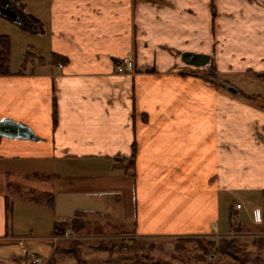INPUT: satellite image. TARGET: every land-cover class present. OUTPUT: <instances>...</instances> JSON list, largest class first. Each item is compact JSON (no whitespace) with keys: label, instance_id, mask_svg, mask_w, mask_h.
Wrapping results in <instances>:
<instances>
[{"label":"crops","instance_id":"crops-1","mask_svg":"<svg viewBox=\"0 0 264 264\" xmlns=\"http://www.w3.org/2000/svg\"><path fill=\"white\" fill-rule=\"evenodd\" d=\"M21 3L41 25L20 29L34 35L41 55L25 52L13 67L11 38L0 30L10 39L0 120L36 139L0 136V239L44 238L52 253L51 235L13 234L7 212L12 199L32 204L34 182L49 173L58 181L97 179L101 193L118 201L121 193L128 198L131 179L132 226L124 228V215L112 229L134 237L264 239L263 0ZM185 53L207 56V64L188 65ZM126 58L131 69L118 72ZM133 144L128 176L122 169ZM71 209L84 219L83 208Z\"/></svg>","mask_w":264,"mask_h":264},{"label":"rangeland","instance_id":"rangeland-1","mask_svg":"<svg viewBox=\"0 0 264 264\" xmlns=\"http://www.w3.org/2000/svg\"><path fill=\"white\" fill-rule=\"evenodd\" d=\"M27 9L33 11L30 5ZM20 29L14 23L0 16V30L11 38L14 54L13 67L23 61L25 52L38 56L40 54L33 47L34 35L26 34ZM229 80L239 88L242 86L234 79ZM258 91L264 95V84L259 85ZM43 176L34 182L37 186L34 185L33 188L32 197L35 201L32 204L28 205V201H23V198L12 199V205L9 206L7 212L8 222L10 225H15L18 230L13 234L40 237L51 235L54 222L69 221L72 218L71 207L85 210L86 224L81 232L75 233L78 239H62L54 243L49 238L56 245L53 244L54 248L57 249L55 253L53 250L49 256L51 243L44 238L20 242L0 239V264H13V260L24 257V250L36 253L43 259L47 258L46 264H264V239L261 238V241L258 236L251 239L234 240L239 247L237 254L239 256L231 258L217 253L218 241L223 238L201 239L203 241L201 243L207 245L206 250H203L202 245L195 241L180 242L175 248L179 238L134 237L132 231L112 229L114 226L118 227L120 223L117 221L124 215L128 219L124 221L126 223L124 228L129 229L132 226V194L131 179L129 178L128 198L121 193L122 199L118 201L114 194L106 196L101 193L102 190L98 188L100 185L97 179L95 182H91L89 179L72 182L68 177H63L60 181L52 179L51 173L48 176ZM84 186L90 187L91 191L84 189ZM47 191L53 193L52 206L47 204L44 195V192ZM17 199L20 200V204L16 203ZM55 208L57 212H54ZM97 208L103 209L102 212H96ZM244 209L247 210L246 204ZM237 219L242 223L250 221L240 214ZM224 221L228 226L229 219L225 214ZM261 226L264 231V224ZM10 233L8 231V234ZM73 240H76L77 243L71 247ZM211 240L214 241V245L210 248L207 242ZM212 252H215L216 255L211 258L208 254Z\"/></svg>","mask_w":264,"mask_h":264},{"label":"trees","instance_id":"trees-1","mask_svg":"<svg viewBox=\"0 0 264 264\" xmlns=\"http://www.w3.org/2000/svg\"><path fill=\"white\" fill-rule=\"evenodd\" d=\"M28 55H26L25 60ZM9 61H10V39L6 35H0V75H6L10 73L9 69ZM54 115V114H53ZM54 121V116H53ZM134 157H135V145H132V152L130 157L127 159L128 163L123 167L122 171L124 174L128 176H132L134 173L133 164H134ZM45 198L47 200V204L51 205L53 204V195L51 193L46 192ZM85 225L84 219H83V213L79 210H75L73 213L72 218L69 221H61L56 222L53 225L52 234H62L65 229L70 228V230L74 233H79L81 230H83ZM180 240L175 245V248L178 247L180 242H192L195 241L202 245V249L206 250V246L203 245V242L199 238H179ZM77 243L76 240L71 241V247H74V245ZM219 243V244H218ZM217 253L224 254L228 257L238 256L239 247L235 244L234 238H223L218 241ZM207 244L210 246V248L214 245V241H208ZM209 249V248H208ZM207 249V250H208ZM55 249L53 253H55ZM234 258V257H233ZM240 258V257H239Z\"/></svg>","mask_w":264,"mask_h":264},{"label":"water","instance_id":"water-1","mask_svg":"<svg viewBox=\"0 0 264 264\" xmlns=\"http://www.w3.org/2000/svg\"><path fill=\"white\" fill-rule=\"evenodd\" d=\"M21 5V0H0V16L30 32L41 31L39 21L34 17L23 14ZM182 59L188 65L204 66L207 64V56L204 55L185 53L182 55ZM217 85L231 93H237L235 87L224 82L217 81ZM0 136L6 138L36 139L29 128L7 119L0 120Z\"/></svg>","mask_w":264,"mask_h":264},{"label":"built area","instance_id":"built-area-1","mask_svg":"<svg viewBox=\"0 0 264 264\" xmlns=\"http://www.w3.org/2000/svg\"><path fill=\"white\" fill-rule=\"evenodd\" d=\"M132 59L131 58H126L121 61V63L117 64V71L122 72L125 69H131L132 67ZM240 205H236V208H239ZM263 217H264V208H263ZM51 240H53L54 243L57 242V240H62V239H78V236H76L74 233L71 232L70 229H65L62 234H54L51 237H49ZM22 240V239H20ZM209 257H214L216 254L215 252L209 253ZM24 256L29 264H46L48 259H43L35 254L29 253L27 251H24Z\"/></svg>","mask_w":264,"mask_h":264},{"label":"flooded vegetation","instance_id":"flooded-vegetation-1","mask_svg":"<svg viewBox=\"0 0 264 264\" xmlns=\"http://www.w3.org/2000/svg\"><path fill=\"white\" fill-rule=\"evenodd\" d=\"M24 7H25L24 4H22V5H21V10H22V11H23V8H24Z\"/></svg>","mask_w":264,"mask_h":264}]
</instances>
